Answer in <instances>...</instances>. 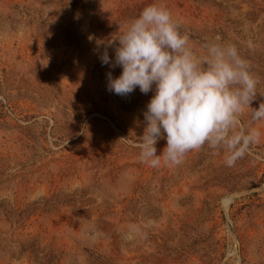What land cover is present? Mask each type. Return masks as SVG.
Masks as SVG:
<instances>
[{"label": "rangeland", "instance_id": "obj_1", "mask_svg": "<svg viewBox=\"0 0 264 264\" xmlns=\"http://www.w3.org/2000/svg\"><path fill=\"white\" fill-rule=\"evenodd\" d=\"M152 3L197 55L235 44L260 79L219 143L172 167L139 159L153 93L108 91L121 68L99 59ZM259 102L264 0H0V264H264Z\"/></svg>", "mask_w": 264, "mask_h": 264}, {"label": "clouds", "instance_id": "obj_2", "mask_svg": "<svg viewBox=\"0 0 264 264\" xmlns=\"http://www.w3.org/2000/svg\"><path fill=\"white\" fill-rule=\"evenodd\" d=\"M114 41V60L107 48L99 56L102 65L121 68L118 77L107 73L108 91L122 97L136 88L153 93L143 111L144 131L137 145L139 159L150 167L177 166L190 151L206 144L215 147L257 100L260 79L240 49L212 40L203 46L204 54L197 55L162 4L145 6ZM248 47H254L251 41ZM252 118L264 120V102L253 109ZM260 135L254 129L249 142ZM161 139L166 145L157 154Z\"/></svg>", "mask_w": 264, "mask_h": 264}]
</instances>
